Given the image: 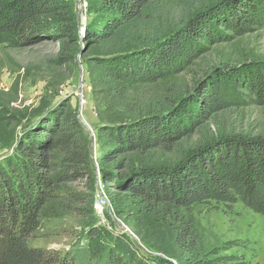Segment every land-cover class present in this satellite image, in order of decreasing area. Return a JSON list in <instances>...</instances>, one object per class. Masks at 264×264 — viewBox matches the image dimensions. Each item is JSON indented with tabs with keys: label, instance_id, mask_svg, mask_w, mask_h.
<instances>
[{
	"label": "rangeland",
	"instance_id": "374dc122",
	"mask_svg": "<svg viewBox=\"0 0 264 264\" xmlns=\"http://www.w3.org/2000/svg\"><path fill=\"white\" fill-rule=\"evenodd\" d=\"M215 2L159 0L155 3L157 12L144 27L145 33L139 36L156 39L172 33L198 11L214 7ZM61 6V15L68 10L75 15L78 37L86 26L99 22L98 14L108 12L92 0H64ZM45 21L33 43L17 48L0 46V172L9 176L8 163L21 168L23 163L18 160L21 147L62 110L82 128L78 133L88 139L91 165L75 183L54 187L51 199L40 213V227L29 242L30 247L77 258L80 246L91 234L88 223L93 218L92 228L104 245L93 246L92 252L97 256L91 257L86 252L87 261L81 262L83 256L78 257L77 261L81 262L78 264H104L103 256L113 252L114 240L119 236L129 238L135 257L143 264L200 261L264 264L263 216L241 205L226 208L198 203L185 209L168 205L146 207L118 187L121 178L133 171L179 164L210 137H264V106H236L218 113L168 153L115 154L116 144L101 131L105 125L167 113L205 75L210 76L216 70L236 69L235 73L243 75L263 66L264 30L207 47L201 57L178 75L153 84L129 85L112 82L96 64L105 52L122 50L125 38L117 37L100 45L88 44L67 33L60 37L51 27L45 31L53 20ZM141 41L140 45L146 44ZM226 97L235 100L234 94ZM104 175L109 178L104 179ZM69 194L77 197L76 203L67 202ZM98 194H103L109 203L101 218L92 212ZM179 222L189 230L182 249L176 243ZM118 258L128 257L118 255Z\"/></svg>",
	"mask_w": 264,
	"mask_h": 264
},
{
	"label": "trees",
	"instance_id": "16d2710c",
	"mask_svg": "<svg viewBox=\"0 0 264 264\" xmlns=\"http://www.w3.org/2000/svg\"><path fill=\"white\" fill-rule=\"evenodd\" d=\"M92 1L108 12L98 14L99 22L86 26L78 37L72 11L59 13L64 0H1L0 46L17 48L33 43L46 19H52L53 24L47 25L45 31L51 27L60 37L67 33L88 44L100 45L123 37L124 48L105 52L96 64L112 82L144 85L182 73L207 47L264 30V0H216L214 7L198 11L172 33L156 39L149 36L141 39L139 34L145 33L144 27L157 12L155 3L159 0ZM136 40L137 43L132 42ZM140 41L146 44L140 45ZM235 70H216L210 76L205 75L167 113L103 126V134L116 144L113 153H168L218 113L236 106H264V65L243 75ZM229 93L234 94V101L226 97ZM43 128L18 152L22 167L8 163L12 178L0 172V264H78L87 261L86 252L91 257L97 256L92 252L93 246L104 245L92 228L95 223L92 218L88 223L91 234L77 253L78 257L83 256L81 262L75 256L30 247L29 242L40 227V213L51 199L54 187L75 183L91 165L88 139L78 133L82 128L75 120L68 119L64 110L56 113ZM209 139L179 164L133 171L121 178L118 187L146 207L168 205L185 209L198 203L226 208L241 205L264 217V137L227 135ZM103 178L108 179L109 175ZM68 197L67 202L76 203V196ZM178 225L176 243L182 249L189 230L183 222ZM134 249L128 237L119 236L114 240V253L103 256L104 264H143L135 257ZM118 255L128 258L121 259Z\"/></svg>",
	"mask_w": 264,
	"mask_h": 264
},
{
	"label": "built area",
	"instance_id": "2783aa9c",
	"mask_svg": "<svg viewBox=\"0 0 264 264\" xmlns=\"http://www.w3.org/2000/svg\"><path fill=\"white\" fill-rule=\"evenodd\" d=\"M109 207V203L107 199L103 196V194H98L93 202L92 208L94 214L101 218L104 214V211Z\"/></svg>",
	"mask_w": 264,
	"mask_h": 264
}]
</instances>
